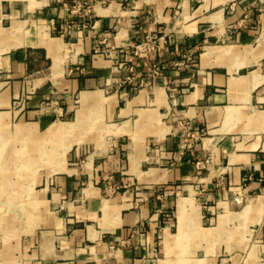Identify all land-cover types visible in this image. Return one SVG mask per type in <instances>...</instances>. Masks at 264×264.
<instances>
[{"label": "crops", "instance_id": "1", "mask_svg": "<svg viewBox=\"0 0 264 264\" xmlns=\"http://www.w3.org/2000/svg\"><path fill=\"white\" fill-rule=\"evenodd\" d=\"M259 1L0 0V134L32 137L37 153L42 134L61 137L64 153L59 168L0 177V216L26 220L0 226V264H176L167 253L186 234L216 243L237 214L264 247V208L234 210L264 198ZM148 32L171 54L157 76L156 55L125 61L128 82L117 63ZM190 48L193 64L175 67ZM54 101L63 117L42 110ZM11 150L0 169L24 168Z\"/></svg>", "mask_w": 264, "mask_h": 264}, {"label": "rangeland", "instance_id": "2", "mask_svg": "<svg viewBox=\"0 0 264 264\" xmlns=\"http://www.w3.org/2000/svg\"><path fill=\"white\" fill-rule=\"evenodd\" d=\"M256 8H264V0H260L256 5ZM188 50L193 52V58L191 61V64H193L194 57L198 54V49L190 48ZM54 106L43 105L42 110L44 112H51V110L55 112ZM63 116L64 113L59 117ZM40 140L42 141L40 153H37L32 150L34 143L32 137L22 138L13 135L2 136L0 134V146H5L6 144V146H10L13 150H11L8 154V159L12 161H19L25 165L24 168L20 169L1 168L0 177L2 176L4 178V175L2 174L6 173V177L16 179L18 173L21 174L24 172L27 179V176L34 170L37 173L39 171L44 173L52 170L49 168V164L51 166H60L64 162V153L61 151L63 148L62 138L42 134ZM2 156L3 154L0 153V161L2 160ZM209 162V158L201 159L199 161V166L204 168ZM32 163H37L41 167L33 170V168L28 167L29 165H32ZM194 191L198 195L204 192L203 190H199L197 188ZM178 196H181L180 192L177 193V197ZM262 201L264 203V198L262 197H256L254 200L249 201L239 198L234 201V210L238 213L245 204L247 205L244 207V212H250L254 206L264 208V205L261 206L259 204ZM203 205L206 206L207 203H204ZM177 218L178 230H180L183 225L182 214L180 216L178 214ZM261 218L262 216H258L256 221L260 223ZM220 220L222 221V226L220 231H218L215 235V237H217L216 243L212 244V237L214 238V235H202V233L196 234V232L188 233L185 235V239L188 241V243L185 244V247L170 248L167 253L169 260L174 261L176 264H211L212 262L213 264H263L264 247L262 246V238L258 236L257 227L254 225L255 222L249 221L247 216L245 217L243 214L220 218ZM25 221L26 220L22 217L0 216V226L8 225L14 227L15 229H22ZM202 227L207 228L209 225L207 223L202 224ZM177 235L179 234L174 236ZM199 241L201 243H198ZM196 244H200V246L197 245V247Z\"/></svg>", "mask_w": 264, "mask_h": 264}, {"label": "built area", "instance_id": "3", "mask_svg": "<svg viewBox=\"0 0 264 264\" xmlns=\"http://www.w3.org/2000/svg\"><path fill=\"white\" fill-rule=\"evenodd\" d=\"M80 6L81 5L78 2L74 4V7L76 9H78ZM95 51H97V49ZM192 53L193 52L191 50L185 51L184 53H182L181 58L179 60L173 61V65L175 67L190 66L193 58ZM167 54H171V51L168 46L166 35H157L153 32H148L144 35L142 39L132 43L129 48L124 51L123 59L117 63V66L120 70H126L128 72V75L125 76L124 80L131 82L133 80V76H131L130 73L133 71V67L132 65H125L124 62L130 61L131 58L140 59L156 55L158 58V63L152 67L150 73L153 76H157L159 74V65L163 62ZM56 104V101L52 103H44V105L50 106ZM55 112L58 116L62 114L60 108L57 109ZM188 136L193 137L192 135L187 133V137ZM186 144L187 146H189L191 143L189 141H186ZM198 164L200 163L198 162ZM243 180H245V178Z\"/></svg>", "mask_w": 264, "mask_h": 264}, {"label": "bare ground", "instance_id": "4", "mask_svg": "<svg viewBox=\"0 0 264 264\" xmlns=\"http://www.w3.org/2000/svg\"><path fill=\"white\" fill-rule=\"evenodd\" d=\"M186 201L187 199L184 198V197H181L179 200H178V207H179V216L182 214V211L184 209V206L186 204ZM261 206L264 205L263 201L259 203Z\"/></svg>", "mask_w": 264, "mask_h": 264}]
</instances>
